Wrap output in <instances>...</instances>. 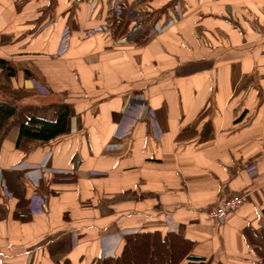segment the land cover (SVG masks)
Wrapping results in <instances>:
<instances>
[{
	"label": "crops",
	"instance_id": "obj_1",
	"mask_svg": "<svg viewBox=\"0 0 264 264\" xmlns=\"http://www.w3.org/2000/svg\"><path fill=\"white\" fill-rule=\"evenodd\" d=\"M0 97L19 108L0 139V264H94L153 231L206 264H262L264 0H0ZM66 108L67 133L18 144Z\"/></svg>",
	"mask_w": 264,
	"mask_h": 264
},
{
	"label": "trees",
	"instance_id": "obj_2",
	"mask_svg": "<svg viewBox=\"0 0 264 264\" xmlns=\"http://www.w3.org/2000/svg\"><path fill=\"white\" fill-rule=\"evenodd\" d=\"M18 109L13 100L0 97V139L11 127ZM69 117L66 108L55 121L30 118L20 127L18 144L26 138L50 142L64 135L68 131ZM193 246V241L179 233L143 232L127 238L116 257L102 258L94 264H206L203 258L191 255ZM256 246V254L264 264V232Z\"/></svg>",
	"mask_w": 264,
	"mask_h": 264
},
{
	"label": "built area",
	"instance_id": "obj_3",
	"mask_svg": "<svg viewBox=\"0 0 264 264\" xmlns=\"http://www.w3.org/2000/svg\"><path fill=\"white\" fill-rule=\"evenodd\" d=\"M116 7V14L119 17L133 18L135 16L134 8H127L125 5L118 3ZM137 21V20H136ZM170 25V24H168ZM163 29L166 26H162ZM64 47L69 46L68 33L64 34L63 38ZM246 203V195H238L231 198L222 200L216 209L210 212V218L217 223H224L227 218L232 214L237 212Z\"/></svg>",
	"mask_w": 264,
	"mask_h": 264
},
{
	"label": "rangeland",
	"instance_id": "obj_4",
	"mask_svg": "<svg viewBox=\"0 0 264 264\" xmlns=\"http://www.w3.org/2000/svg\"><path fill=\"white\" fill-rule=\"evenodd\" d=\"M124 17V16H123Z\"/></svg>",
	"mask_w": 264,
	"mask_h": 264
}]
</instances>
